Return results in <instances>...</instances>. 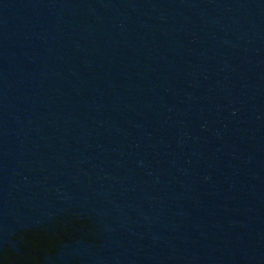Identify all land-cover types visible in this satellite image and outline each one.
I'll return each mask as SVG.
<instances>
[{
	"label": "water",
	"instance_id": "water-1",
	"mask_svg": "<svg viewBox=\"0 0 264 264\" xmlns=\"http://www.w3.org/2000/svg\"><path fill=\"white\" fill-rule=\"evenodd\" d=\"M0 264H264V0H0Z\"/></svg>",
	"mask_w": 264,
	"mask_h": 264
},
{
	"label": "trees",
	"instance_id": "trees-1",
	"mask_svg": "<svg viewBox=\"0 0 264 264\" xmlns=\"http://www.w3.org/2000/svg\"><path fill=\"white\" fill-rule=\"evenodd\" d=\"M67 218H69V217H67ZM73 218H74V215H70V218L69 219L72 220ZM59 225L63 226L64 224L61 223Z\"/></svg>",
	"mask_w": 264,
	"mask_h": 264
},
{
	"label": "flooded vegetation",
	"instance_id": "flooded-vegetation-1",
	"mask_svg": "<svg viewBox=\"0 0 264 264\" xmlns=\"http://www.w3.org/2000/svg\"><path fill=\"white\" fill-rule=\"evenodd\" d=\"M37 242V241H36ZM55 247V246H54Z\"/></svg>",
	"mask_w": 264,
	"mask_h": 264
}]
</instances>
